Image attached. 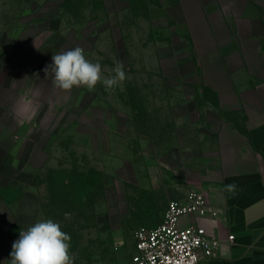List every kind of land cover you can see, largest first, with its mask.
<instances>
[{
  "label": "rangeland",
  "instance_id": "obj_1",
  "mask_svg": "<svg viewBox=\"0 0 264 264\" xmlns=\"http://www.w3.org/2000/svg\"><path fill=\"white\" fill-rule=\"evenodd\" d=\"M205 37L193 0H0L4 246L52 219L74 264L133 260L137 229L196 189L222 129L242 126L210 88ZM77 46L105 75L123 62L127 79L112 92L54 87L45 66Z\"/></svg>",
  "mask_w": 264,
  "mask_h": 264
},
{
  "label": "crops",
  "instance_id": "obj_2",
  "mask_svg": "<svg viewBox=\"0 0 264 264\" xmlns=\"http://www.w3.org/2000/svg\"><path fill=\"white\" fill-rule=\"evenodd\" d=\"M193 3L211 43L205 54L210 88L222 111L242 116V126L220 127L219 161L196 186L219 218L188 215L184 223L203 226L221 242L214 257L200 264H264V0ZM233 183L234 193L224 190ZM187 190L176 189L173 199ZM3 243L0 234V264L11 259L13 243Z\"/></svg>",
  "mask_w": 264,
  "mask_h": 264
},
{
  "label": "clouds",
  "instance_id": "obj_3",
  "mask_svg": "<svg viewBox=\"0 0 264 264\" xmlns=\"http://www.w3.org/2000/svg\"><path fill=\"white\" fill-rule=\"evenodd\" d=\"M44 72L53 74L54 87L70 92L73 88L94 91L102 84L105 91L112 92L126 79L123 62L116 61L110 74L105 75L99 62H93L84 54L82 47H75L51 57ZM224 190L234 193L236 185L228 184ZM10 264H74L71 254V236L64 232L58 222L52 219L38 220L13 242Z\"/></svg>",
  "mask_w": 264,
  "mask_h": 264
},
{
  "label": "built area",
  "instance_id": "obj_4",
  "mask_svg": "<svg viewBox=\"0 0 264 264\" xmlns=\"http://www.w3.org/2000/svg\"><path fill=\"white\" fill-rule=\"evenodd\" d=\"M188 215L215 220L220 213L210 207L203 192L187 190L182 197L168 202L159 225L137 229L133 264H200L214 257L221 242L203 226L184 223Z\"/></svg>",
  "mask_w": 264,
  "mask_h": 264
}]
</instances>
